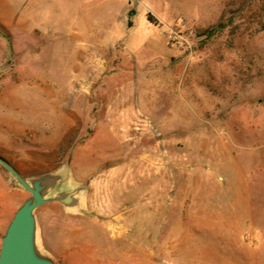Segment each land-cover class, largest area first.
<instances>
[{"label":"rangeland","instance_id":"rangeland-1","mask_svg":"<svg viewBox=\"0 0 264 264\" xmlns=\"http://www.w3.org/2000/svg\"><path fill=\"white\" fill-rule=\"evenodd\" d=\"M0 156L88 185L58 264H264V0H0Z\"/></svg>","mask_w":264,"mask_h":264},{"label":"water","instance_id":"water-1","mask_svg":"<svg viewBox=\"0 0 264 264\" xmlns=\"http://www.w3.org/2000/svg\"><path fill=\"white\" fill-rule=\"evenodd\" d=\"M11 54V43L3 35ZM0 166L8 174V181L29 194L15 212L2 237L0 264H58L41 245L37 210L51 203L60 204L71 214L88 215L86 198L88 185L76 183L67 165L56 171L24 177L5 158L0 156Z\"/></svg>","mask_w":264,"mask_h":264},{"label":"crops","instance_id":"crops-1","mask_svg":"<svg viewBox=\"0 0 264 264\" xmlns=\"http://www.w3.org/2000/svg\"><path fill=\"white\" fill-rule=\"evenodd\" d=\"M19 172L22 171L23 172V169H21L20 167H18L17 165L14 166ZM24 176V175H22ZM32 176V175H31ZM24 177H29V176H24ZM19 208H17L16 210H12V208L10 209H4L3 212L1 213V219L3 220V226H8V224L10 223V221L12 220L15 212L18 210Z\"/></svg>","mask_w":264,"mask_h":264},{"label":"trees","instance_id":"trees-1","mask_svg":"<svg viewBox=\"0 0 264 264\" xmlns=\"http://www.w3.org/2000/svg\"><path fill=\"white\" fill-rule=\"evenodd\" d=\"M148 17H149V20H150L153 24L156 23V19H155L151 14H148ZM216 32H217V30L210 29V30L207 31L206 34H207V36L210 38V37L214 36V35L216 34ZM0 167H1V166H0ZM1 168H2V170H4V172H6L5 169H4L3 167H1Z\"/></svg>","mask_w":264,"mask_h":264}]
</instances>
